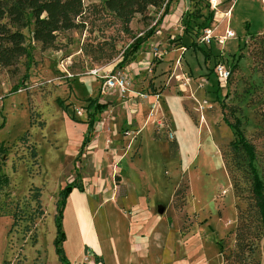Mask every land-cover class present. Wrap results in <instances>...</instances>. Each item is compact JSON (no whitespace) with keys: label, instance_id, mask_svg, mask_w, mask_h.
Masks as SVG:
<instances>
[{"label":"rangeland","instance_id":"1","mask_svg":"<svg viewBox=\"0 0 264 264\" xmlns=\"http://www.w3.org/2000/svg\"><path fill=\"white\" fill-rule=\"evenodd\" d=\"M221 1L217 11L207 0H189L186 21L194 33H199V43L208 47L213 43L218 60L231 64L232 78L226 87L214 76L213 59L202 65L201 55L188 53L185 57L180 41L173 39L171 47L178 42L174 47L177 53L157 91L148 87V69L142 81L131 86L127 97L114 91L102 94L103 78L94 71L101 69V76L110 71L118 74L138 63L149 49L146 42L137 52L131 45L150 29L158 31L165 6L150 8L146 20L136 16L131 32L125 33L113 15L91 8L101 0H84L89 7L85 30L60 34L51 49L43 50L33 43L28 59L0 69V174L5 178L0 184V264H65L57 251L61 190L70 182L81 190L89 189L94 178L101 175L110 178L117 195H124L131 182L128 185L123 180L131 174L137 179L139 194L154 191L141 181L148 176L162 195L153 202L172 200L170 220L175 213L183 220L188 214L196 217L193 234L202 241L214 240L223 263L229 256L228 264H238L235 232L239 215H252L251 175L245 166L235 177L226 169V156L235 136L223 120L222 104L228 106L229 120L240 121L246 137L255 144L258 168L264 176V0ZM210 14L213 19L207 29L213 31V40L207 44L202 42L205 30L201 25ZM227 30L235 36L222 44ZM97 45L102 55L94 58L86 54V46ZM161 47L152 46L158 53L152 51L153 63L167 55L168 50ZM124 56L127 60L121 64ZM65 60L69 63L67 71L61 65ZM124 101L131 111L143 105L145 108L141 121L133 115L131 124L120 131L121 112L128 108ZM99 102L112 105L99 112ZM176 117L186 131L183 140L172 142L168 132H176ZM89 123L108 136L105 152L109 159L100 168L91 148L94 134L87 129ZM155 140L165 146L157 144V154L146 144ZM121 161L126 164L125 171L118 168ZM180 189L182 193L176 196ZM104 216L97 217L100 232ZM253 248L242 264H264V234L253 241ZM66 250L71 264V253L78 254L79 242H70ZM87 253L92 254V250Z\"/></svg>","mask_w":264,"mask_h":264},{"label":"crops","instance_id":"2","mask_svg":"<svg viewBox=\"0 0 264 264\" xmlns=\"http://www.w3.org/2000/svg\"><path fill=\"white\" fill-rule=\"evenodd\" d=\"M94 2L97 3L100 0H94ZM189 4V0H172L170 2L169 9L161 20L158 31L145 43L146 49L149 51L143 54V58L138 63L125 68V72L131 77L132 87L135 82L142 81L148 69H151L148 85L150 90L157 91L161 87L162 82L166 79L163 74L169 69L172 64L171 60L177 53V48L174 47L178 42L176 41L174 47H171L170 41L181 37L190 40L188 35H184V30L181 33L184 18L190 9ZM229 16L226 17L229 18ZM155 44H161V49L168 50V53L164 59L153 63L152 46ZM179 48L184 49L182 54L185 57L191 53V50L183 47L181 43ZM141 49L142 45L134 51L137 52ZM214 76L217 80L215 74ZM116 93L120 95L118 92ZM173 101L171 98L172 107L175 102ZM123 103L128 108H123L124 110L121 112L120 131H125L131 124L133 115L135 120L141 121L145 108L143 105L134 112L130 110L131 107L126 104V101ZM99 104L105 106L103 111L112 105L103 102H99ZM176 122V132H172L174 139L170 140L172 142L183 140V130L186 131L182 127L183 125L179 124L177 117ZM94 123H89L87 129L93 130L94 147L91 148L95 149L93 153L96 155L97 166L100 168L109 159L105 152L108 136L104 132H99V127ZM82 126L86 128V124ZM159 143L155 140V143L147 141L146 144L147 147L152 146L157 154L156 147ZM125 166L124 161L118 164V168L122 171H125ZM127 177L123 182L128 185L131 182V186L124 195H117L112 190L110 178L104 179L101 175L94 178V185L89 189L81 190L74 183H69L73 187L62 208L61 224L65 234L62 248L68 260H70L66 250L68 244L74 241L79 242L78 254L71 253L74 256L71 264H223L219 242L216 241L218 247H215L214 240L202 241L193 234V228L197 227L198 222L196 217L193 218L188 214V217L184 215L183 220L180 215L175 213V216H171L170 220L168 212H170L172 200L153 202L156 197L162 195L152 185L148 176H145L141 181L146 185L149 183L148 185H151L154 191L149 190L147 194H139L135 187L137 179H134V175L131 174L130 177L127 175ZM59 209L58 206V212ZM160 210H164V214L160 215ZM99 214L105 215V223L101 232L96 227ZM188 218H191V221H188ZM88 249L92 250V254L87 253Z\"/></svg>","mask_w":264,"mask_h":264},{"label":"trees","instance_id":"3","mask_svg":"<svg viewBox=\"0 0 264 264\" xmlns=\"http://www.w3.org/2000/svg\"><path fill=\"white\" fill-rule=\"evenodd\" d=\"M207 1L211 4L210 0ZM170 2L172 0H101L99 4L92 5L91 8L100 13L107 12L113 15L121 22L124 32L130 33V25L136 16L139 15L146 20L150 8L159 9L163 6H165V15ZM88 8L85 6L84 0H0V69L15 67L22 59H28L30 57V47L33 43L39 44L43 50L51 49L55 47L60 34L74 30H85V15ZM188 12L189 10L186 13L184 22L187 20ZM212 19L213 16L210 14L201 25L202 31L210 27ZM186 23L184 35H188L191 40L188 41L184 37L179 38L178 40L183 47L190 49V54L201 55L203 58L202 65L207 64L211 59H213L215 67L219 62H223L218 60L219 54H214L213 43L209 47L206 44L199 43V33H194L189 20ZM155 32V29H150L143 36L138 37L131 45L132 49L140 48ZM98 47L99 45L94 48L86 46L85 52L96 58L99 54H103V52H99ZM126 60L127 56H124L121 64H124ZM224 64L231 69V64ZM231 78L232 74L228 85ZM222 108L223 120L232 129L235 136V140L231 144V153L226 156V169L232 174V177H235L237 171L245 166L251 175L252 215L249 212L248 214L241 213L239 215V225L235 232L237 249L235 257L238 264H242L245 255L254 251L253 241L258 240L264 234V176L258 168V152L255 144L246 137L240 121L237 120L233 123L229 120L226 113L228 106L225 103L222 104ZM104 109V105L97 103L96 110L101 112ZM170 150L174 153L173 145ZM234 179V188L237 190L239 187L236 178ZM4 180L5 178L1 177L0 174V184ZM72 187L71 184L66 185L61 191L60 201L58 202L60 209L58 212L57 251L60 259L65 264L70 263H68L69 260L62 248L65 234L62 231L61 218L62 208ZM181 193L182 189L177 191L176 196ZM175 207L178 208L177 203H175ZM228 260L229 256L225 257L223 264H228Z\"/></svg>","mask_w":264,"mask_h":264},{"label":"built area","instance_id":"4","mask_svg":"<svg viewBox=\"0 0 264 264\" xmlns=\"http://www.w3.org/2000/svg\"><path fill=\"white\" fill-rule=\"evenodd\" d=\"M211 2V7L213 10L218 11V7L221 5V0H210ZM230 14V11L226 13V16ZM235 36V33L231 30H227L226 35L221 38L220 43H225L227 40L232 39ZM213 40V31L211 29H205L204 35L202 37V42H205L209 44ZM153 52L157 55V50L154 48ZM62 68L67 71V67L69 66V63L67 60L63 61L61 64ZM101 69H97L94 71V75L102 77L103 78V84L101 88V93L102 94H108L111 91H116L118 92L121 97L125 98L128 96V93L130 92L131 86H132V81L131 77L129 74L125 71L120 72L118 74H114L112 71L110 73L101 76ZM214 73L217 77L218 83L222 87H226L228 85V81L231 77V69L228 67L226 64L223 62H219L215 69ZM161 127L163 126V123L160 124ZM168 137L170 140L174 139V134L172 132H168Z\"/></svg>","mask_w":264,"mask_h":264},{"label":"water","instance_id":"5","mask_svg":"<svg viewBox=\"0 0 264 264\" xmlns=\"http://www.w3.org/2000/svg\"><path fill=\"white\" fill-rule=\"evenodd\" d=\"M159 212H160V213H163V212H164V210H160Z\"/></svg>","mask_w":264,"mask_h":264},{"label":"bare ground","instance_id":"6","mask_svg":"<svg viewBox=\"0 0 264 264\" xmlns=\"http://www.w3.org/2000/svg\"><path fill=\"white\" fill-rule=\"evenodd\" d=\"M229 16V15H228Z\"/></svg>","mask_w":264,"mask_h":264}]
</instances>
